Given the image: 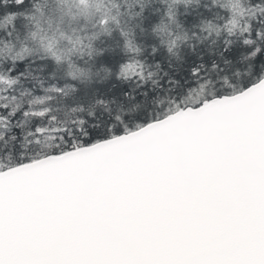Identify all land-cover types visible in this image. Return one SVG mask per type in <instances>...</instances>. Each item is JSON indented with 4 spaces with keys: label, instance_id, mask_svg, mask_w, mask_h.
<instances>
[{
    "label": "snow or ice",
    "instance_id": "obj_1",
    "mask_svg": "<svg viewBox=\"0 0 264 264\" xmlns=\"http://www.w3.org/2000/svg\"><path fill=\"white\" fill-rule=\"evenodd\" d=\"M0 264H264V0H0Z\"/></svg>",
    "mask_w": 264,
    "mask_h": 264
}]
</instances>
